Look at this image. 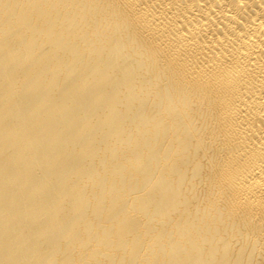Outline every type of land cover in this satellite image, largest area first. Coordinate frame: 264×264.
<instances>
[{"label": "bare ground", "instance_id": "1", "mask_svg": "<svg viewBox=\"0 0 264 264\" xmlns=\"http://www.w3.org/2000/svg\"><path fill=\"white\" fill-rule=\"evenodd\" d=\"M0 264H264V0H0Z\"/></svg>", "mask_w": 264, "mask_h": 264}]
</instances>
